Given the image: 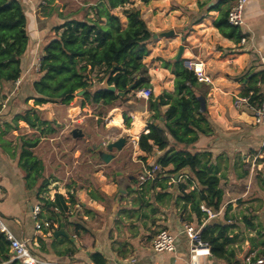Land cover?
<instances>
[{"label": "crops", "instance_id": "1", "mask_svg": "<svg viewBox=\"0 0 264 264\" xmlns=\"http://www.w3.org/2000/svg\"><path fill=\"white\" fill-rule=\"evenodd\" d=\"M18 1L26 18L28 43L26 51L20 58L19 78L14 82H0V217L16 238L30 239L34 233L31 211L37 202L32 200L33 190L25 187L24 173L17 165L18 155L10 150L15 145L10 136L14 133L15 125L28 127L21 120L14 122L15 115H23L31 108L42 109L40 106H34L33 100L29 99L33 95L31 86L38 78L37 66L42 48L54 37L52 28L60 25L63 20L58 22L55 15H49L48 9H44V5L40 4L43 0ZM215 1L213 6L191 21L186 20L187 11L182 5L180 58L185 55L183 65L187 61L203 62L205 74L210 79V84L204 83L207 92L203 96L210 134L199 135L197 142L188 151L209 153L205 160L209 161L216 176L220 178L223 192L219 209L210 210L213 217L204 216L198 223L190 213L189 206L184 209L180 201L179 205H175V200L180 194L169 200L170 188L165 190L159 187L148 189L152 191L148 195L152 196L154 191L155 195L158 193L155 196L157 200L152 198L150 200L152 203L148 201L145 205L142 198L138 201L135 199L137 194L134 191L137 188L131 185L127 177L120 175L117 177V183L119 179H126L128 184L124 182L125 188L130 186L128 193L134 198V203L123 212L128 214L129 219L123 217L120 224H115L114 217L121 211L118 209V202L99 203L98 211L83 203L70 206L62 218L59 229L55 231L61 230L66 235L50 238L47 230H44L42 235L36 238V250L42 249L36 254L39 261L43 260L47 264H92L89 255L97 253L106 264H189L190 244L184 234L183 225L189 224L201 231L203 227L213 224V221L226 227V238L231 242L226 245L223 258L215 257L211 251V256L198 258V264H239L246 256L264 254V127L254 124L250 109H236L233 106L234 99L241 97L240 93L246 89L245 78L254 73L264 72V0H248L244 7V25L239 29L243 35L245 34L244 43H235L223 37L213 27V22L220 12L216 8L223 10L227 8L226 0ZM136 9L142 18L144 11L137 6ZM147 23L145 27L152 35L156 34L155 31L162 33L170 31L167 28L156 29L150 22ZM147 49L148 56L161 50L154 46ZM162 52L167 53L165 49ZM155 75L161 74L157 72ZM148 76L150 77L149 72ZM171 81L174 83V75ZM256 86L263 96L264 81L258 82ZM173 92L174 85L173 91L166 93ZM45 105L48 103L43 106ZM121 117L115 119L116 123L121 122ZM124 132L128 138L134 140L132 143L136 147L139 135L135 133L132 136L129 130ZM162 154L155 152L153 155H158V159ZM141 156L146 158L145 154ZM147 161V159L143 162L137 161L141 171L144 166L154 164ZM161 179L167 181V186L180 180L174 181L171 175H162ZM135 183L138 186L136 181ZM189 189L194 190L195 185ZM172 191L178 192L174 186ZM164 193L166 197L162 196ZM61 195L65 199L68 198V195ZM53 198L54 194L46 199ZM164 198L166 204H159ZM93 200L96 201V198L93 197ZM154 200L156 203L153 204ZM101 205L105 206L104 211ZM74 207L80 208L84 214L85 223H77L83 229L80 230L82 233L80 237L72 233L73 223L70 220L73 219ZM55 209L53 208L54 211ZM50 215L42 208L43 220H48ZM88 216H91L90 220ZM59 219L61 221V218ZM160 230H167L174 236L176 249L174 253H155L151 249L152 239ZM66 251H70L69 254H66ZM11 260H14L13 255Z\"/></svg>", "mask_w": 264, "mask_h": 264}, {"label": "trees", "instance_id": "2", "mask_svg": "<svg viewBox=\"0 0 264 264\" xmlns=\"http://www.w3.org/2000/svg\"><path fill=\"white\" fill-rule=\"evenodd\" d=\"M126 4H129V0H103L101 11L95 12L96 18H66L60 25L52 28L54 37L42 48L38 78L31 86L33 95L29 99L33 100L34 106L47 103L68 104L80 90H85L82 97L89 99V103L110 106L122 98L118 93L126 95L139 87L148 86L150 80L142 60L148 55L147 44L152 39V33L146 29L138 10L127 11L125 23L113 13ZM216 10L220 12L213 27L223 37L239 43L245 34L227 22L229 8L223 10L217 7ZM27 43L26 18L22 5L18 0H0V82H14L19 78L20 58L26 51ZM164 64L174 75V92H165L153 101L148 100L151 121L147 125V133L139 135L137 146L145 155L163 153L153 165L170 167L167 173L171 176L183 169L191 172L190 176L182 177L177 182V187L182 192L179 201L184 209L189 206L190 213L200 223V219L207 216L201 211V206L211 211L218 210L223 193L220 178L216 176L209 161L205 160L209 153L188 151L197 142L199 135L210 134L203 101L207 89L204 83L197 82L195 76L186 69L181 58H174L172 64ZM99 68H104L101 82L107 78V84L114 86L115 92L106 91L100 86L93 92L87 91L90 84L88 73ZM245 79L247 86L240 96H247L251 92V104H259L262 94L256 85L264 81V72L251 74ZM122 117L128 126L130 116L125 113ZM13 120H21L32 129L45 126L46 133L54 132L49 126L50 121L43 120L39 110L35 108L27 110L23 115H15ZM37 141L38 139L22 141L17 165L24 173L26 189L34 190L39 195L48 186V182L41 174V162L31 151L36 147ZM144 160L142 157L141 161ZM160 181L158 173L155 180L146 183L145 187L149 190L161 187ZM192 185H195V189L190 191ZM41 203L53 214L48 219L50 225L47 229L51 238L59 229L69 207L77 202L73 195H68L65 199L63 195L55 193L53 200L44 199ZM72 227L75 232L83 230L77 223ZM200 236L202 242L210 246L215 257H224L225 247L231 242L226 238L225 226L213 221V224L201 229ZM11 257L9 243L0 232V264L20 263L11 260ZM89 260L92 264H106L97 253L90 254Z\"/></svg>", "mask_w": 264, "mask_h": 264}, {"label": "rangeland", "instance_id": "3", "mask_svg": "<svg viewBox=\"0 0 264 264\" xmlns=\"http://www.w3.org/2000/svg\"><path fill=\"white\" fill-rule=\"evenodd\" d=\"M102 1L43 0L45 3L43 8L48 9L49 15H55L58 18V22L66 18L74 17L96 18L95 12L101 11ZM148 1V3H144L141 0H129V4L115 9L113 13L125 23V13L129 10L137 11V6L138 9L144 11L141 18L144 25H148L147 22H150L156 29L167 28L173 31L169 37H160L159 34L162 32L155 31L156 37L150 40L147 47L150 49L151 46H154L155 48H161V50L150 53L149 56L147 55L142 60V63L147 69V73L149 72L150 77L152 76V78L149 77L151 81L148 86H144V88L149 87L151 89L149 99L153 101L159 95L173 91V83L171 81L173 75L169 69L165 68L164 63L172 64L179 46H182V5L187 11L186 20L191 21L196 19L203 11H207L216 1ZM230 1L226 0L227 8L231 7L232 3L230 4ZM199 19H202V17H199ZM164 49L167 53L162 52ZM185 59L184 55L182 60ZM103 71L104 68H99L88 73V80L90 82L87 89L88 92H93L99 86L101 87V81L104 76ZM157 72L161 74L160 76L157 75L158 77L155 75ZM148 100L135 98L131 91L124 95V97L117 99L112 105L103 106L89 103V99L86 97H77L74 94L68 104L48 103V105L40 106L42 108L39 109L40 117L43 120L50 121L49 126L54 129V133H46L44 130L46 129L45 126H42L40 129H32L30 127L24 128L19 124L17 127L15 125L14 133L10 136L13 141L12 143L15 142V145L10 150H13V154L18 155L23 140L38 139L36 147L31 149V151L41 162L43 167L41 174L44 180L48 182V186L39 195L34 190L32 191L34 197L32 200L35 203L42 204L41 202L44 201V198L51 197L55 193L73 195L79 205L83 203L86 206L94 207L97 211L100 209L98 206L99 203L110 204L112 202H118V209L122 211V214H120L121 211L117 212L114 219H116L115 224H120L121 218L129 219L127 218L129 217L128 214H123V212H126V209L130 208L129 205L134 203V198L128 193L130 186L125 188L127 194L122 195L117 191L118 176L122 175L127 177L131 185L138 189L134 191L137 194L135 196L137 201L139 198H142L143 203L147 205L148 201L152 198L156 199L155 196L158 193L155 195L156 192L154 191L152 196L148 195L152 191H149L145 185L138 187L135 183L137 175L141 172V167L137 161L142 160L141 155L144 156V154L138 150V146L135 147L133 145V139L131 137L128 138L124 132V130H129L132 136L135 133L136 135L144 134L143 132L147 130V125L150 123L152 116V113L148 110ZM125 113L131 118L130 124L126 126L123 117H121V122L116 123L115 119H119ZM73 129H79L83 137L78 139L72 138L70 131ZM119 137L127 138L126 144L119 152L113 149L111 153L114 155V159L108 164H104L98 157V151H106L105 145L115 141ZM93 147L96 148L93 149ZM158 155H146L145 159L148 160V163L155 162L156 164ZM159 168L162 170L159 173L161 178L162 175L169 176L167 172L170 167L161 168L159 166ZM161 178L160 183L162 182L161 184H163L161 187H165L162 189L167 190L170 188L169 191L171 194L169 193V200H172L173 197L175 198L177 194L182 193L177 187V183L171 182V186H167V181ZM221 185L224 186L225 184ZM173 186L176 187L178 192L172 191ZM161 187L159 188L161 189ZM162 196L166 197V193ZM93 197L96 198V201L93 200ZM156 200L153 201V204L156 203ZM179 203L178 196L175 200V205H179ZM159 204L165 205L166 199H161ZM104 207L101 205L102 211H104ZM42 208L51 214L49 217L53 216L47 206L43 205ZM83 215L80 208L74 207L73 219L70 222L73 224L79 222L85 223ZM87 218L90 220L91 216ZM72 233L76 237L82 235L80 230L75 232L73 229ZM41 251L42 249L37 248L36 254H39Z\"/></svg>", "mask_w": 264, "mask_h": 264}, {"label": "built area", "instance_id": "4", "mask_svg": "<svg viewBox=\"0 0 264 264\" xmlns=\"http://www.w3.org/2000/svg\"><path fill=\"white\" fill-rule=\"evenodd\" d=\"M247 2L248 0H232L231 7L227 13V22L229 25L239 29L242 28L244 25L243 12ZM40 4L44 5L45 3L41 1ZM240 42L244 43L245 40L242 38ZM40 59H38V69ZM184 66L195 76L197 82L210 84V79L205 74V66L203 62L187 61L184 63ZM132 94L137 99L148 100L151 96V89L149 87L138 88L133 90ZM251 95L252 94L250 93L247 96L235 98L233 106L236 109H250L252 111L254 124L264 127V95L259 104H251ZM143 133H147V130ZM161 171L162 170L158 165L144 166L140 174L137 176L136 182L138 186H142L155 180L157 174ZM42 206V204L37 203L32 207L31 217L33 220L34 233L33 237L30 239L16 238L4 223V220L0 217V232L9 243V252L13 255V259L19 261L21 264H47L43 260L39 261V258L36 256V238L39 235H42V232L47 230L50 225L48 220H43L41 218ZM55 211L57 210L55 209ZM201 211L205 212L209 218L213 217L212 212L208 208L201 206ZM183 231L190 244L189 264H198V258L212 255L210 246L201 240L199 228L184 224ZM151 249L155 253H174L176 250L174 236L167 230H160L152 239ZM239 264H264V254L259 256H246Z\"/></svg>", "mask_w": 264, "mask_h": 264}, {"label": "water", "instance_id": "5", "mask_svg": "<svg viewBox=\"0 0 264 264\" xmlns=\"http://www.w3.org/2000/svg\"><path fill=\"white\" fill-rule=\"evenodd\" d=\"M173 33V31H167V32H163V33H160L159 36L160 37H169L171 36ZM156 35H152V38H155ZM182 55V46L179 47L178 49V53H177V56H176V59H180ZM101 89H104L106 91H109V92H115V87L112 86V85H108L107 84V78L103 80V82L101 83ZM85 93V90H80L78 92L75 93V95L77 97H82ZM119 97H123L124 96V93H118L117 94ZM71 136L72 138L74 139H78V138H82L83 137V134L82 132L79 130V129H73L71 130ZM126 141H127V138L125 137H119L117 138L115 141H112L110 143H107L105 145V150L106 151H99L98 152V157L100 158V160L105 163V164H108L112 159H114V155L111 153L112 150H116L117 152L121 151L122 148L124 147V145L126 144ZM96 147H93V149H95ZM190 176L191 175V172L188 170V169H183L177 173H175L173 175V179L174 181H177L178 179H180L182 176ZM128 184V181L125 179H119L118 181V192L120 194H125L126 190H125V184ZM59 235H66L63 231L59 230L57 232H54L53 233V237L56 238L58 237Z\"/></svg>", "mask_w": 264, "mask_h": 264}, {"label": "bare ground", "instance_id": "6", "mask_svg": "<svg viewBox=\"0 0 264 264\" xmlns=\"http://www.w3.org/2000/svg\"><path fill=\"white\" fill-rule=\"evenodd\" d=\"M135 124H137L136 122H134Z\"/></svg>", "mask_w": 264, "mask_h": 264}, {"label": "flooded vegetation", "instance_id": "7", "mask_svg": "<svg viewBox=\"0 0 264 264\" xmlns=\"http://www.w3.org/2000/svg\"><path fill=\"white\" fill-rule=\"evenodd\" d=\"M99 152V151H98Z\"/></svg>", "mask_w": 264, "mask_h": 264}]
</instances>
